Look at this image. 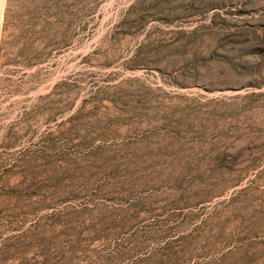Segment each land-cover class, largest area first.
<instances>
[{"label": "rangeland", "instance_id": "374dc122", "mask_svg": "<svg viewBox=\"0 0 264 264\" xmlns=\"http://www.w3.org/2000/svg\"><path fill=\"white\" fill-rule=\"evenodd\" d=\"M0 264H264V0H0Z\"/></svg>", "mask_w": 264, "mask_h": 264}]
</instances>
